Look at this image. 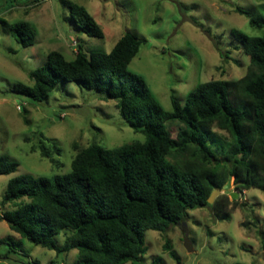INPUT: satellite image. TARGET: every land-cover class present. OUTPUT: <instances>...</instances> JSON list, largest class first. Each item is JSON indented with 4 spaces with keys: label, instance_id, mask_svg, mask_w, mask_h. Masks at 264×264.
<instances>
[{
    "label": "trees",
    "instance_id": "1",
    "mask_svg": "<svg viewBox=\"0 0 264 264\" xmlns=\"http://www.w3.org/2000/svg\"><path fill=\"white\" fill-rule=\"evenodd\" d=\"M68 9L81 34L103 38L83 6L69 3ZM257 9L262 14L252 16L235 7L262 35L230 32L249 58L245 75L198 84L183 104L172 95L171 111L163 110L144 78L128 69L143 43L134 35H124L109 53L78 51L73 61L48 53L44 65L29 73L32 85L16 83L13 93L40 103L60 81L80 84L113 101L145 140L112 149L77 148L67 174L10 179L1 204L13 210L0 219L36 246L56 254L76 250L73 264H144L146 231L166 233L185 222L189 211L214 207L207 200L231 179L237 189L264 193V4ZM8 31L23 47L34 43L36 32L27 22ZM170 123L176 124L174 136ZM40 149L50 159L43 143ZM16 167L0 156V175ZM60 234L61 246L55 240ZM163 249L176 259L168 242Z\"/></svg>",
    "mask_w": 264,
    "mask_h": 264
},
{
    "label": "rangeland",
    "instance_id": "2",
    "mask_svg": "<svg viewBox=\"0 0 264 264\" xmlns=\"http://www.w3.org/2000/svg\"><path fill=\"white\" fill-rule=\"evenodd\" d=\"M69 3L89 12L103 38L75 28ZM261 4L264 0H0V156L17 166L14 173L0 175V216L13 210L1 204L10 179L67 174L77 148L112 149L145 140L113 101L80 84L60 81L40 103L13 93L16 83L32 85L29 73L44 65L48 53L73 61L78 51L109 53L124 35H134L143 43L128 69L144 78L163 110L171 111L172 95L183 104L198 84L245 75L249 58L230 32L260 36L263 31L250 27L235 7L255 16L262 14ZM17 22L35 29L31 46L9 35V26ZM168 128L174 136L176 124ZM42 143L50 159L42 156ZM212 206L189 211L185 222L166 233L146 231L144 264H264V193L237 189L231 179ZM182 227L189 231L191 253ZM64 238L60 234L55 240L61 246ZM165 242L176 259L163 249ZM76 257V250L56 254L36 246L0 219V264H73Z\"/></svg>",
    "mask_w": 264,
    "mask_h": 264
},
{
    "label": "water",
    "instance_id": "3",
    "mask_svg": "<svg viewBox=\"0 0 264 264\" xmlns=\"http://www.w3.org/2000/svg\"><path fill=\"white\" fill-rule=\"evenodd\" d=\"M220 189H215L211 196L209 197V199L207 200V203L209 205H212L216 196L220 193ZM182 231H183V234H184V237H183V244H184V247L185 249L187 250V252L191 253L193 251V248H192V244L189 240V231L187 230L186 227H182Z\"/></svg>",
    "mask_w": 264,
    "mask_h": 264
}]
</instances>
